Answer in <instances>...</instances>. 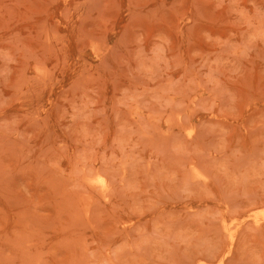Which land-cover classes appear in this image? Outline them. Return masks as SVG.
Here are the masks:
<instances>
[{
  "label": "rangeland",
  "instance_id": "1",
  "mask_svg": "<svg viewBox=\"0 0 264 264\" xmlns=\"http://www.w3.org/2000/svg\"><path fill=\"white\" fill-rule=\"evenodd\" d=\"M0 264H264V0H0Z\"/></svg>",
  "mask_w": 264,
  "mask_h": 264
}]
</instances>
